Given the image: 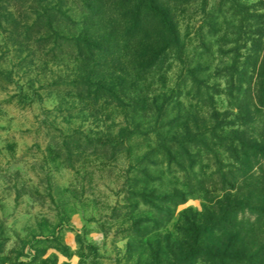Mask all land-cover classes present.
I'll list each match as a JSON object with an SVG mask.
<instances>
[{"label": "rangeland", "instance_id": "374dc122", "mask_svg": "<svg viewBox=\"0 0 264 264\" xmlns=\"http://www.w3.org/2000/svg\"><path fill=\"white\" fill-rule=\"evenodd\" d=\"M154 2L176 41L142 0H0V264L170 261L230 170L181 141L263 130L227 82L264 0Z\"/></svg>", "mask_w": 264, "mask_h": 264}, {"label": "trees", "instance_id": "16d2710c", "mask_svg": "<svg viewBox=\"0 0 264 264\" xmlns=\"http://www.w3.org/2000/svg\"><path fill=\"white\" fill-rule=\"evenodd\" d=\"M142 4L149 9L136 16L146 22L157 20L167 36L176 41L179 35L173 29L170 17L159 12L154 0H142ZM259 17L263 18L264 15ZM259 23L252 46L246 48L245 55L238 54V59L228 68L231 79L227 82V94L231 100L238 102H232L233 107L242 114L246 108L253 127L263 130L250 138L246 137L245 132L240 135V130H235L232 132L235 136L223 138L217 132L226 133L224 127L228 123H211L200 133L201 142L181 141L186 146L209 148L210 155L216 153L209 145L210 140L214 141V147L225 148L230 160L227 166L229 176L222 170L226 168L225 164L217 167L219 172L216 173L221 175L224 186L219 190L213 186L211 191H220L221 197L216 196L215 200L209 202L207 218L186 219L178 229L179 236L172 246L171 239L167 240L166 256H171V260L164 263L157 259L154 264H197L200 261L205 264H264V181L260 180L262 177L259 175L264 172V21ZM142 30L147 31L146 25H142L139 32ZM233 75L241 76L234 79ZM236 88H239L237 91L241 100L234 96ZM252 106L254 113L250 109Z\"/></svg>", "mask_w": 264, "mask_h": 264}]
</instances>
